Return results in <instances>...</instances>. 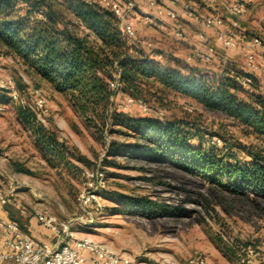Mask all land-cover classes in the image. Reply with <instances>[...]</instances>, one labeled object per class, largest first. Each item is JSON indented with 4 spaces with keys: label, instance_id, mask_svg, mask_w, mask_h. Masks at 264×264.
<instances>
[{
    "label": "rangeland",
    "instance_id": "rangeland-1",
    "mask_svg": "<svg viewBox=\"0 0 264 264\" xmlns=\"http://www.w3.org/2000/svg\"><path fill=\"white\" fill-rule=\"evenodd\" d=\"M61 1L53 0L55 9L68 15L65 5H59ZM245 6L241 27L249 36L264 37V0H247ZM28 7V3H20L17 8L24 15ZM159 22L139 25L135 43L150 54L162 53L163 59L157 60L161 65L184 73L195 69L214 81L233 69L249 75L244 64L232 62L237 55L223 49L211 62L188 63L186 57L196 46L174 35H163ZM146 42L152 47L148 48ZM259 65L252 75L259 88L247 85L242 97L253 90L264 95V62L259 61ZM1 84L19 94L14 100L4 89L6 98L0 100V189L9 199L7 206L17 211L16 218L28 222L37 213L47 212L61 221H74L75 237L90 235L143 264H191L194 259H205L206 264H264V197L247 189L231 191L227 184L209 180L173 156L158 159L123 148L112 151L114 141L130 146L140 140L132 134H111L92 126L66 94L27 70L14 56H1ZM38 87L47 99L49 112L45 115L35 106L34 90ZM128 95L126 91L119 95L121 109ZM143 102L155 115L163 112L164 119L186 122L198 137L209 135L219 147L226 143L242 160L247 159L244 148L258 142L224 113L205 110L191 99L172 94L163 103L155 98ZM20 107L33 111L38 123L57 130L59 139L72 151V166L52 158L38 145L34 132L20 119ZM127 112L143 114L138 106ZM118 129L125 128L112 127L113 131ZM217 138L221 144L215 142ZM192 143L198 145L199 141ZM17 165L27 171L17 170ZM96 167L104 169L106 187L97 203L84 208L79 199L84 175ZM119 195L146 196L170 209L159 212L129 208L118 199ZM78 217L92 219V223L75 221Z\"/></svg>",
    "mask_w": 264,
    "mask_h": 264
},
{
    "label": "trees",
    "instance_id": "trees-1",
    "mask_svg": "<svg viewBox=\"0 0 264 264\" xmlns=\"http://www.w3.org/2000/svg\"><path fill=\"white\" fill-rule=\"evenodd\" d=\"M20 3L29 5L24 15L17 8ZM60 4L65 5L68 15L57 11L53 0H0V62L4 55L18 58L27 70L66 94L92 126L111 134H132L140 140L130 146L114 141L112 151L123 148L158 159L173 156L209 180L227 184L231 191L247 189L264 197V95L253 90L248 97H242L240 94L247 86L236 79L241 72L233 69L214 81L195 69L184 73L163 66L145 47H129L117 17L98 3L64 0ZM40 10L44 16L32 20ZM116 73L123 83L122 90L135 98H155L163 103L173 94L191 99L205 110L224 113L258 142L244 148L247 159L242 160L226 143L219 147L209 135L198 137L182 120H160L126 112L110 87ZM250 85L259 88L254 81ZM5 94L0 88V100L6 98ZM19 116L48 155L72 166V151L59 139L57 130L38 123L35 113L27 107H20ZM113 126L125 129L113 131ZM195 140L198 145L192 143ZM16 169L27 171L19 165ZM118 199L139 210L170 209L146 196L119 195ZM6 210L29 233L28 222L17 219L13 207L7 206Z\"/></svg>",
    "mask_w": 264,
    "mask_h": 264
},
{
    "label": "built area",
    "instance_id": "built-area-1",
    "mask_svg": "<svg viewBox=\"0 0 264 264\" xmlns=\"http://www.w3.org/2000/svg\"><path fill=\"white\" fill-rule=\"evenodd\" d=\"M89 2L98 3L101 7L111 11L119 20L121 35L125 43L129 47H133L137 38V27L142 24H154L161 17H167L174 22L179 19L178 12L174 7L167 5L180 4L185 13L190 17H195L202 21L207 28L217 30V41L226 49L243 48L246 53L245 67L249 70V75H237L236 79L242 86L250 85L253 82V72H256L260 65L258 61V51L261 49L264 54V37L262 35L249 36L246 31H234L225 29V20L221 15L212 14L200 16L198 12L192 8L189 3L183 0H148V7L154 12H142L138 6V0H87ZM199 2L213 3L220 0H197ZM246 0H227L226 10L232 17L240 18L246 10ZM44 16L42 10L32 16V20ZM174 36L177 39H185V32L179 28H174ZM202 42L207 40L204 33L199 34ZM148 48L152 47L151 42H146ZM218 56L216 46L207 45L205 49L196 47L186 57L188 63L197 61L211 62ZM156 60H162V53H154L151 55ZM231 64L230 61H225ZM1 88L8 90L14 100L19 99V94L9 87L1 84ZM110 87L115 95L121 94L123 83L120 80L119 73L114 75L110 80ZM35 106L44 115L49 112L47 99L42 88H36ZM114 99V97H113ZM138 106L144 115L164 120V113L158 115L150 112V108L143 100L128 95L123 107L124 111H128L130 107ZM215 142L221 144L220 138ZM84 188L80 194L81 205L84 208H90L97 203L101 197V192L106 187L107 179L103 168L96 167L86 171ZM9 203V199L4 191L0 189V204L5 206ZM37 220L44 227L52 230L57 241H40L35 239L30 233L25 232L18 222L12 219H0V243L3 250L0 251V264H143L135 261L126 254L118 253L90 235L75 237L72 231L74 221H61L57 217L47 212H39L36 215ZM75 221L83 224H91L92 219H84L78 217ZM191 264H206L205 259L191 260ZM242 264H248L243 261Z\"/></svg>",
    "mask_w": 264,
    "mask_h": 264
},
{
    "label": "crops",
    "instance_id": "crops-1",
    "mask_svg": "<svg viewBox=\"0 0 264 264\" xmlns=\"http://www.w3.org/2000/svg\"><path fill=\"white\" fill-rule=\"evenodd\" d=\"M185 3H189L190 5H193V9H195L200 16H207L212 14L221 15L225 20V29L227 30H237L238 28L241 29V31H246V29H243L242 26V19L244 20L245 17L236 18L232 17L227 13L226 10V3L227 0H220L213 3H205V2H192L188 0H183ZM247 1V0H246ZM139 8L141 11L149 13L154 12L152 9L148 7V0H138ZM168 7H174L176 11L178 12L179 19L177 22L172 21L171 19L167 17H161L159 19L158 28L163 33V35H174V28L179 27L185 32V41H189V43L194 44L196 47L205 49L206 46L213 45L216 46V48L223 49L226 51H231L232 54H236L238 58L233 59L232 62H241L245 65L246 62V53L243 50V48H237V49H226L222 46L220 42L217 41L216 33L217 30L214 28H207L202 23L201 20L190 17L187 15V13L184 12L182 6L180 4L178 5H167ZM167 30V31H166ZM170 33H167V32ZM204 33L207 37V40L205 42L200 41L199 34ZM162 35V36H163ZM258 51V57L260 62L263 61L264 54L261 51V49H257ZM244 62V63H243ZM196 66V65H193ZM235 68H238L235 66ZM244 69V68H243ZM240 70V69H238ZM245 70V69H244ZM0 219H11L9 213L4 209V206L0 204ZM28 232L37 240L40 241H50L55 242L57 241V237H55L52 230H49L48 228L44 227L36 217L31 218L28 221L27 224ZM3 250V246L0 243V251Z\"/></svg>",
    "mask_w": 264,
    "mask_h": 264
}]
</instances>
